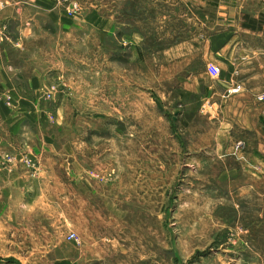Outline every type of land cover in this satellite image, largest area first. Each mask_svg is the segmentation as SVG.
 Masks as SVG:
<instances>
[{"label": "rangeland", "instance_id": "obj_1", "mask_svg": "<svg viewBox=\"0 0 264 264\" xmlns=\"http://www.w3.org/2000/svg\"><path fill=\"white\" fill-rule=\"evenodd\" d=\"M48 4L58 17L40 11L27 37L0 33L21 65L50 69L0 95V261L264 264V118L223 127L169 80L201 73L203 38L264 0ZM187 43L191 69L172 73Z\"/></svg>", "mask_w": 264, "mask_h": 264}, {"label": "crops", "instance_id": "obj_2", "mask_svg": "<svg viewBox=\"0 0 264 264\" xmlns=\"http://www.w3.org/2000/svg\"><path fill=\"white\" fill-rule=\"evenodd\" d=\"M55 9L53 4H48V0H0V33L3 31L5 37L11 39L18 37L19 32L21 37H27L25 34H31L28 22H35L42 14L40 11L47 13L49 20L51 17L57 18ZM24 23L28 28L24 27ZM230 23L232 24L225 25L223 29L203 38L201 73L183 79L171 77L169 80L176 81L179 87H183L179 89L180 92L196 96L194 102H199L197 116H206L211 120L222 118L223 127H235L244 132L259 133L262 107L257 102L256 95L264 91V82L254 81L259 78L264 79V16L238 14V17H234ZM19 47V45L14 47L0 45V95L2 96L10 94L18 97L24 93L21 87L27 86L32 89L45 85L50 80V69L26 67L12 56L11 49L19 51ZM186 50L188 55L185 59L179 58L177 65L172 62V73L175 68L191 69L189 55L197 52L198 48L196 44L187 43ZM209 63L220 68L219 78H211L208 75ZM234 87L239 88L236 93L231 92ZM171 93L173 95V88ZM160 103L162 110H166L168 106L163 99ZM171 105L173 106L174 102H171ZM188 108L189 105L185 101L179 103L176 106V115L184 114L189 110ZM196 115L187 113L184 116L196 117ZM225 132L228 133L227 130ZM250 149L248 146L247 150ZM241 159L245 158L241 157Z\"/></svg>", "mask_w": 264, "mask_h": 264}, {"label": "built area", "instance_id": "obj_3", "mask_svg": "<svg viewBox=\"0 0 264 264\" xmlns=\"http://www.w3.org/2000/svg\"><path fill=\"white\" fill-rule=\"evenodd\" d=\"M207 73H208V75L211 78H219L220 75H221V70H220V68L217 65H215L213 63H209V65L207 66ZM238 89H239L238 87H234L231 90V92L236 93L238 91ZM256 100L262 107L261 115L264 118V91H262V92H260L259 94L256 95ZM241 145L242 144H240L238 148H240ZM69 238L73 239L74 235H70Z\"/></svg>", "mask_w": 264, "mask_h": 264}, {"label": "water", "instance_id": "obj_4", "mask_svg": "<svg viewBox=\"0 0 264 264\" xmlns=\"http://www.w3.org/2000/svg\"><path fill=\"white\" fill-rule=\"evenodd\" d=\"M156 104H157V106L159 107V109L160 110H162L163 109V107H162V105H161V103L160 102H156ZM0 264H3V262L2 261H0Z\"/></svg>", "mask_w": 264, "mask_h": 264}, {"label": "trees", "instance_id": "obj_5", "mask_svg": "<svg viewBox=\"0 0 264 264\" xmlns=\"http://www.w3.org/2000/svg\"><path fill=\"white\" fill-rule=\"evenodd\" d=\"M252 30H254L255 28H251Z\"/></svg>", "mask_w": 264, "mask_h": 264}]
</instances>
